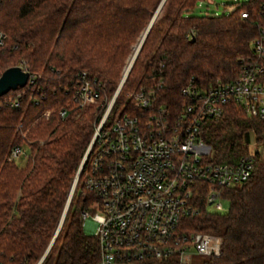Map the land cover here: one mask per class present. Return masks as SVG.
Segmentation results:
<instances>
[{
	"label": "trees",
	"instance_id": "1",
	"mask_svg": "<svg viewBox=\"0 0 264 264\" xmlns=\"http://www.w3.org/2000/svg\"><path fill=\"white\" fill-rule=\"evenodd\" d=\"M160 1L0 0V73L21 60L34 75L32 83L0 96V264H37L42 257L103 110L100 104L79 106L72 87L86 72L111 96L131 45ZM261 1L236 3L216 15L194 14L198 0H164L110 116L121 108L136 111L128 97L132 90L153 88L156 104L177 111L187 81L202 89L234 77L240 60L252 54ZM245 10L249 15L242 17ZM250 132L262 141V153L255 154L252 175L226 191L229 209L204 211L186 223L222 239L220 254L200 264H264V120L228 103L219 118L202 122L200 135L214 162H232L248 151ZM13 146L27 151L23 166L9 159ZM92 201L81 172L40 264H97L98 240L81 219V209Z\"/></svg>",
	"mask_w": 264,
	"mask_h": 264
},
{
	"label": "built area",
	"instance_id": "2",
	"mask_svg": "<svg viewBox=\"0 0 264 264\" xmlns=\"http://www.w3.org/2000/svg\"><path fill=\"white\" fill-rule=\"evenodd\" d=\"M240 15L247 17L249 12ZM255 26L252 54L240 60L237 74L202 89L187 81L180 88L183 101L177 111L156 104L154 89L142 87L128 93L136 111L121 108L110 116L119 85L108 97L101 81L86 72L78 74L72 87L74 100L79 106L98 102L103 109L80 171L83 190L93 197L81 209V219L83 227L85 220H91L90 233L99 244L97 264H162L170 258L190 264L193 253L220 254L221 237L186 223L204 211L223 209L221 199L229 200L226 191L252 175L262 144L250 132L247 152L232 162H214L200 135L201 124L219 118L228 103L264 120V0ZM4 40L0 29V49ZM19 66L28 72L24 63ZM33 80L29 73L27 83ZM65 112L62 109L59 115ZM49 114V110L43 113ZM21 154L28 156L24 146H13L8 157Z\"/></svg>",
	"mask_w": 264,
	"mask_h": 264
},
{
	"label": "rangeland",
	"instance_id": "3",
	"mask_svg": "<svg viewBox=\"0 0 264 264\" xmlns=\"http://www.w3.org/2000/svg\"><path fill=\"white\" fill-rule=\"evenodd\" d=\"M247 0H198V2H197V4H196V6H195V8L193 9V13L194 14H207V13H213V14H216V15H220V14H224V13H227L229 10H230V8L234 5V4H236V3H243V2H246ZM146 28V27H145ZM145 28L141 31V33L136 37V39H135V42L131 45V47H130V52L128 53V55H127V57L125 58V60H124V63H123V65H122V68H121V70H120V80H121V78H122V76H123V74H124V71H125V69H126V67H127V65H128V63H129V60L131 59V57H132V55H133V53H134V51H135V48H136V46H137V44H138V42H139V40H140V38H141V36H142V33L144 32V30H145ZM22 62H21V60H19L18 61V63L16 64V65H14V66H19L20 64H21ZM127 77V76H126ZM126 79V78H125ZM124 82H125V80H124ZM123 82V83H124ZM119 83H120V81L118 82V85H119ZM117 85V86H118ZM123 85V84H122ZM122 85H121V87H122ZM121 87H120V89H121ZM117 88V87H116ZM115 88V89H116ZM115 91V90H114ZM113 91V92H114ZM120 91V90H119ZM119 93V92H118ZM89 104H92V105H98V102H94V103H89ZM44 116V115H43ZM101 116V115H100ZM45 117V116H44ZM47 118V117H46ZM98 119H100V117L98 118ZM97 119V121H96V123H95V125H94V131H95V127H96V125H97V123H98V120ZM94 131H93V134H94ZM92 137H93V135H92ZM92 139V138H91ZM91 141V140H90ZM257 142H259V143H261L262 144V146H263V143H262V141H258V140H256ZM90 143V142H89ZM88 146V145H87ZM87 149V148H86ZM252 150L253 151H255L256 149L254 148V147H252ZM86 151V150H85ZM26 153V152H25ZM85 153V152H84ZM262 153V149H261V152H260V154ZM241 154V153H240ZM84 155V154H83ZM239 155V154H238ZM237 155V156H238ZM27 158H28V156H27ZM26 154H21V155H19L18 157H15L13 160H14V162L16 163V165H18V166H23L24 164H25V162H26ZM82 158H83V156H82ZM82 158H81V160H80V163H81V161H82ZM79 176H80V174H79ZM79 176H78V179H79ZM75 177V176H74ZM78 179H77V181H78ZM74 180V179H73ZM77 181H76V183H77ZM72 183H73V181H72ZM72 183H71V185H72ZM75 186H76V184H75ZM70 188H71V186H70ZM70 190V189H69ZM73 194V193H72ZM221 203H222V207H223V209H221V210H217V211H215V212H219V213H223V212H226L228 209H229V206H230V202H229V200H226V199H221ZM208 209H210V210H214V208L211 206V205H209L208 206ZM84 228H85V230L87 231V232H91L92 231V223H91V220L88 218L87 220H85L84 221ZM205 256H203V255H200V254H195V253H193V254H191V259H190V264H200V262L203 260V258H204Z\"/></svg>",
	"mask_w": 264,
	"mask_h": 264
},
{
	"label": "water",
	"instance_id": "4",
	"mask_svg": "<svg viewBox=\"0 0 264 264\" xmlns=\"http://www.w3.org/2000/svg\"><path fill=\"white\" fill-rule=\"evenodd\" d=\"M164 0H161L160 3L158 4L157 8L155 9L149 23L147 24L144 32L142 33V36L135 48V51L132 55V58H131V61L130 63L128 64V67L126 68V70L124 71V74L120 80V83H119V87H121V85L123 84L126 76L128 75L131 67H132V64L150 30V27L154 21V19L156 18L157 16V13L159 12L162 4H163ZM28 77H29V73L27 71H24L21 69L20 66H11V67H8L6 68L5 70H3L1 73H0V96L5 94L6 92H8L9 90H14L18 87H23L26 85L27 83V80H28ZM81 167H82V163L79 165L78 167V170L75 174V177H74V180H73V183L71 185V188L68 192V196H67V200H66V203H65V206H64V209H63V212H62V215H61V218L58 222V225L54 231V234H53V237L48 245V247L46 248L45 252L43 253L42 257L40 258V260L38 261L37 264H40V262L43 260L44 256L47 254L48 250L50 249L51 245L53 244L55 238H56V235L62 225V222L64 220V216L66 214V211H67V208H68V205H69V202H70V199H71V196H72V193H73V190H74V187H75V184H76V181L78 179V176L80 174V171H81Z\"/></svg>",
	"mask_w": 264,
	"mask_h": 264
},
{
	"label": "bare ground",
	"instance_id": "5",
	"mask_svg": "<svg viewBox=\"0 0 264 264\" xmlns=\"http://www.w3.org/2000/svg\"><path fill=\"white\" fill-rule=\"evenodd\" d=\"M131 58H132V57H131ZM130 61H131V59L129 60V63H130ZM129 63H128V64H129ZM127 67H128V65H127ZM127 67H126V68H127ZM125 70H126V69H125Z\"/></svg>",
	"mask_w": 264,
	"mask_h": 264
}]
</instances>
